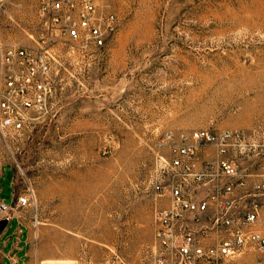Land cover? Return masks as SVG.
I'll return each mask as SVG.
<instances>
[{
    "label": "rangeland",
    "instance_id": "obj_1",
    "mask_svg": "<svg viewBox=\"0 0 264 264\" xmlns=\"http://www.w3.org/2000/svg\"><path fill=\"white\" fill-rule=\"evenodd\" d=\"M41 2L0 0V46L36 45ZM97 4L117 17L104 46L61 43L51 61L65 80L54 83L48 112L21 131L0 124V161L14 171L12 215L26 224L16 231L23 264H161L154 211L166 201L150 182L168 154L165 135L264 131V0ZM17 15L23 30L1 29ZM252 162L249 187L264 171V161ZM10 177L2 186L12 203ZM19 196L27 204L17 205ZM2 220L0 211V264H10L4 246L14 228ZM219 264H260V253Z\"/></svg>",
    "mask_w": 264,
    "mask_h": 264
},
{
    "label": "built area",
    "instance_id": "obj_2",
    "mask_svg": "<svg viewBox=\"0 0 264 264\" xmlns=\"http://www.w3.org/2000/svg\"><path fill=\"white\" fill-rule=\"evenodd\" d=\"M36 45L0 46V124L21 131L48 112L56 81H64L51 52L68 47L101 49L117 29L115 13L97 0H42ZM150 182L166 204L155 208L153 253L161 264H219L249 250L264 264V131L196 129L169 132ZM28 197L19 196L17 205ZM12 205V204H10ZM0 199L6 221L12 209Z\"/></svg>",
    "mask_w": 264,
    "mask_h": 264
},
{
    "label": "crops",
    "instance_id": "obj_3",
    "mask_svg": "<svg viewBox=\"0 0 264 264\" xmlns=\"http://www.w3.org/2000/svg\"><path fill=\"white\" fill-rule=\"evenodd\" d=\"M8 16H10V15L8 13H6V17L3 18L1 16V20L2 21L5 20L8 23ZM16 19L19 20V22H16V24H14L12 27H6L4 25H1V29L6 30V31L11 30L14 33L20 32L21 30L24 29V27H23L24 22L22 21L23 17H21V15H17ZM9 172H11V173H9ZM10 175H11V177H10V180H8V181H10L9 186L11 185V189H12V193H11L12 203L7 202L6 196L4 195V188L2 186V181L4 179H7L8 176H10ZM14 197H15L14 171H13L11 166L4 164L3 162L0 161V199L2 201H4L6 204L10 205V204H13ZM24 227H26V224L23 221H21L20 217H17L16 215H14L13 219L8 224V230L10 228H14L13 232L10 234L11 238L7 241L6 245L4 246V250L6 251V254H7L6 257L9 259L10 264H23L21 259H22V252L25 248V246L23 245V242L25 240H23V238H22L23 235L19 236L20 232H16V231H18L19 228H21V230L24 231ZM14 233H16L15 236H14ZM15 241H17V244H18L17 247L14 245ZM10 244H11V246L8 248V246Z\"/></svg>",
    "mask_w": 264,
    "mask_h": 264
},
{
    "label": "water",
    "instance_id": "obj_4",
    "mask_svg": "<svg viewBox=\"0 0 264 264\" xmlns=\"http://www.w3.org/2000/svg\"><path fill=\"white\" fill-rule=\"evenodd\" d=\"M6 224H7V221H6V220H2V221H1V227H2V228H3Z\"/></svg>",
    "mask_w": 264,
    "mask_h": 264
},
{
    "label": "bare ground",
    "instance_id": "obj_5",
    "mask_svg": "<svg viewBox=\"0 0 264 264\" xmlns=\"http://www.w3.org/2000/svg\"><path fill=\"white\" fill-rule=\"evenodd\" d=\"M76 217V216H75ZM74 219V218H73ZM77 221V220H76Z\"/></svg>",
    "mask_w": 264,
    "mask_h": 264
}]
</instances>
